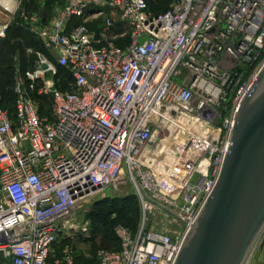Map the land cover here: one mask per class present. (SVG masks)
Segmentation results:
<instances>
[{
  "label": "built area",
  "instance_id": "obj_1",
  "mask_svg": "<svg viewBox=\"0 0 264 264\" xmlns=\"http://www.w3.org/2000/svg\"><path fill=\"white\" fill-rule=\"evenodd\" d=\"M21 16L42 49L12 113L0 106V264H76L73 248L55 249L80 229L74 208L124 186L139 223L117 225L119 249H99L96 264H173L264 65V0H175L161 13L146 0H67L36 30L37 14ZM33 94L52 101L53 119Z\"/></svg>",
  "mask_w": 264,
  "mask_h": 264
},
{
  "label": "water",
  "instance_id": "obj_2",
  "mask_svg": "<svg viewBox=\"0 0 264 264\" xmlns=\"http://www.w3.org/2000/svg\"><path fill=\"white\" fill-rule=\"evenodd\" d=\"M263 240L264 65L240 102L215 186L173 264H249Z\"/></svg>",
  "mask_w": 264,
  "mask_h": 264
},
{
  "label": "rangeland",
  "instance_id": "obj_3",
  "mask_svg": "<svg viewBox=\"0 0 264 264\" xmlns=\"http://www.w3.org/2000/svg\"><path fill=\"white\" fill-rule=\"evenodd\" d=\"M174 1L175 0H147V5L151 10L161 12L169 9ZM24 2L26 6L18 8L14 16L12 13L0 8V17L5 19L14 17L12 20L13 25L21 21L23 25H26V32L28 31L29 36L32 34L39 44L41 41L36 31L32 30V25H30L29 22L27 23L21 15L23 13L32 15L37 14L36 12H40V15L47 18L46 21H49L59 9L65 6L67 0H24ZM26 9L28 12H26ZM45 25L47 24H41V22H39L35 24L33 28L36 30L37 27L40 29ZM15 47L18 48L12 52V48ZM8 49L12 52H9V57H11L12 60V68L9 73L12 74L14 81H17L24 76L27 70L33 67V63L36 59L35 53L39 50L38 47L33 48L30 47V45L24 46V43L18 39L11 42ZM8 49L3 50V52L6 53ZM256 67L257 64H254L248 72V75L243 78L241 85L251 77ZM177 81H179L178 78ZM55 82L61 90L71 89L66 72L62 73L58 70ZM0 87L2 91L6 90L1 85ZM10 98L0 93V102L7 111L12 108L14 96L10 95ZM35 102L41 115L53 119V103L50 99H43L41 101L35 98ZM195 157L193 163L200 165L202 163L200 154ZM202 169L205 170V160ZM121 189L125 191H121ZM121 189L119 191L108 189L106 191L107 198L99 199L100 196L98 195L96 198L84 200L77 204L74 208V216L76 224L80 229L78 232L71 233L72 237L66 239V241H63L61 238L57 242L55 245L56 254L64 247H71L80 255L78 264H94L96 252L99 249L117 250L118 242L114 234V228L117 225H122L131 231H135L141 217L140 204L133 195L131 187L124 186L121 187ZM82 227H85L86 231H83L81 229Z\"/></svg>",
  "mask_w": 264,
  "mask_h": 264
},
{
  "label": "trees",
  "instance_id": "obj_4",
  "mask_svg": "<svg viewBox=\"0 0 264 264\" xmlns=\"http://www.w3.org/2000/svg\"><path fill=\"white\" fill-rule=\"evenodd\" d=\"M146 3H147V0H146ZM151 11H153L154 13L164 12V11L159 12V11H154V10H151ZM26 12H28L27 9H26ZM17 39L20 40L21 42H23L24 46L30 45V47H33V48L38 47V50L42 49L41 43L38 44L36 38L32 34L29 36L28 31L26 32V25H23L21 23V21L18 22L16 25H13V23L11 22V24L5 30V37L0 38V44H1L0 45V85L7 90V91L6 90L2 91V89H0V93L7 95L9 98H10V95L14 96V100H13V103L11 106L12 108L9 109V112H11V113L13 111V105H14V101H15V95L13 92V88H14L16 81H14L12 74L9 73L10 69L12 68V66H11L12 60H11V57H9V52H11V51L8 48L10 46V43L13 41H16ZM116 44L121 45L122 43L120 41H117ZM17 48L18 47L12 48L13 49L12 52H14V50H16ZM5 49H8V51H6V53L3 52V50H5ZM59 71L62 73L66 72L65 69H63V68H59ZM33 97H35V98H37V100H41V101L44 99L41 97H36L35 94H33ZM0 106L4 109V106L1 104V102H0ZM63 241H66V239H63ZM117 242H118V248L117 249H119V241L117 240ZM79 257H80L79 253L76 252V264H78ZM94 264H96V258H95Z\"/></svg>",
  "mask_w": 264,
  "mask_h": 264
},
{
  "label": "crops",
  "instance_id": "obj_5",
  "mask_svg": "<svg viewBox=\"0 0 264 264\" xmlns=\"http://www.w3.org/2000/svg\"><path fill=\"white\" fill-rule=\"evenodd\" d=\"M25 4L26 3L24 2V0H19L18 8H20L21 6L25 7L26 6ZM36 13H37L38 17L40 18L41 24H49V22L53 18V17H51V19L49 21H46L47 18L41 16L40 12H36ZM13 18L14 17H9L8 19H5V18L0 17V25H4L7 28L11 24ZM249 264H264V240L262 242V245L258 246L257 249L255 250V252L253 253V255L249 261Z\"/></svg>",
  "mask_w": 264,
  "mask_h": 264
},
{
  "label": "bare ground",
  "instance_id": "obj_6",
  "mask_svg": "<svg viewBox=\"0 0 264 264\" xmlns=\"http://www.w3.org/2000/svg\"><path fill=\"white\" fill-rule=\"evenodd\" d=\"M0 2H1L4 6H6L7 8H11V4H9L8 1L1 0Z\"/></svg>",
  "mask_w": 264,
  "mask_h": 264
}]
</instances>
